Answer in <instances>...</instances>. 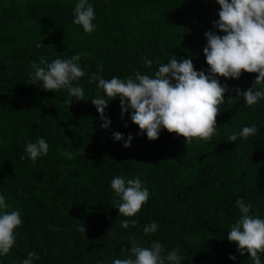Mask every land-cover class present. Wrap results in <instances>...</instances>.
<instances>
[{"label": "trees", "instance_id": "obj_1", "mask_svg": "<svg viewBox=\"0 0 264 264\" xmlns=\"http://www.w3.org/2000/svg\"><path fill=\"white\" fill-rule=\"evenodd\" d=\"M77 2L0 0V195L11 206L8 211L20 210L23 221L0 264H19L32 251L41 256L34 264H112L129 255L122 250L131 247L133 236L145 247L159 240L165 255L179 248L181 264H253L227 233L240 216L237 199L264 219V99L247 106L236 91L252 87L258 74L219 78L228 91L217 131L210 141L194 139L190 145L166 129L156 140L138 135L131 110L121 118L119 98L109 102L111 125L104 129L90 101L98 90L89 79L99 65L105 79H125L136 71L154 77L174 54L192 58L197 71L207 72L205 32L215 30L217 0H89L96 12L91 34L73 23ZM83 53L78 63L85 76L79 84L88 101L69 106L66 90L31 84L33 61ZM253 124L257 135L226 141ZM117 131L125 140L133 136L130 147L114 140ZM39 137L49 144L47 156L21 159L27 157L26 144ZM116 176L139 177L150 192L134 217L116 208L119 198L111 188ZM124 219L139 223L125 229ZM152 221L158 231L145 236L143 226ZM82 225L86 235L78 231ZM260 256L264 264V253Z\"/></svg>", "mask_w": 264, "mask_h": 264}, {"label": "clouds", "instance_id": "obj_2", "mask_svg": "<svg viewBox=\"0 0 264 264\" xmlns=\"http://www.w3.org/2000/svg\"><path fill=\"white\" fill-rule=\"evenodd\" d=\"M220 5L219 19L213 20L215 30L205 32L207 40L203 48L206 63L205 70L197 71L192 58H177L174 54L166 63L160 64L154 77L136 71L125 79L112 77L105 79L99 73L103 65L98 66V72L90 75L89 83H96L97 96L90 100L99 112L103 121L100 127L108 129L111 119L106 113L109 102L119 98L121 118L131 110V120L139 126L138 135L147 134L149 140H156L163 129L184 138L187 145L194 139L210 141L217 131V117L225 103L227 85H222L220 77L238 79L244 72L257 73L252 87L246 91L237 89L238 97L242 96L247 106H252L264 99V0H217ZM73 23L82 26L85 33L91 34L96 25L94 6L89 0H78L73 8ZM220 33H223L221 35ZM52 46V45H51ZM37 48L41 45L37 44ZM54 47V46H53ZM83 54L71 58H57L51 63L44 57L39 63L32 62L31 84L46 91L58 92L66 90L68 104L73 100L84 99L85 89L79 84L84 70L78 61ZM144 63L151 67L153 61L144 58ZM158 63V62H157ZM98 82V83H97ZM103 92V95L100 92ZM233 99L228 100L231 104ZM127 127V123H125ZM259 128L253 124L245 126L237 134L233 132L226 141L236 142L239 138L247 140L258 134ZM116 141L124 140V147H130L133 136L114 132ZM27 157L35 162L41 156H47L49 144L45 138L39 137L35 142L25 146ZM70 156L72 154H69ZM111 188L119 198L117 207L124 217H134L147 203L150 192L139 177L126 179L116 176L111 180ZM240 211L239 218L231 224L227 239L237 244L241 256L250 253L253 264H262L261 253H264V219L250 214L253 206L243 198L236 200ZM4 195H0V256L10 253L16 243V229L22 226L20 210H11ZM137 219H124L121 227H137ZM87 225L78 227V231L86 235ZM159 224L152 221L143 226V234L151 235L158 231ZM50 230L59 231L58 227L49 225ZM130 248L123 249L129 255L126 258H116L112 264H181L185 257L179 248H173L165 255V246L159 240L150 246H141L136 237L130 241ZM236 260V255H230ZM41 259L35 252H29L19 264H34Z\"/></svg>", "mask_w": 264, "mask_h": 264}]
</instances>
